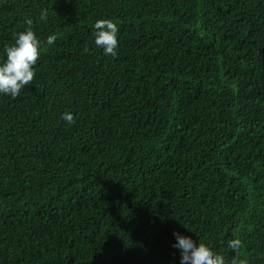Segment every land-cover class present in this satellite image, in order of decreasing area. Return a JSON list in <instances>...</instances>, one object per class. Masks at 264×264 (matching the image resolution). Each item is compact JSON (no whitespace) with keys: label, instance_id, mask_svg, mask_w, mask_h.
I'll return each instance as SVG.
<instances>
[{"label":"trees","instance_id":"16d2710c","mask_svg":"<svg viewBox=\"0 0 264 264\" xmlns=\"http://www.w3.org/2000/svg\"><path fill=\"white\" fill-rule=\"evenodd\" d=\"M25 17L42 47L0 95V264H181L174 232L264 264V0H0V63Z\"/></svg>","mask_w":264,"mask_h":264},{"label":"clouds","instance_id":"9594fccd","mask_svg":"<svg viewBox=\"0 0 264 264\" xmlns=\"http://www.w3.org/2000/svg\"><path fill=\"white\" fill-rule=\"evenodd\" d=\"M40 20H47V10H42ZM28 26L24 31L14 34V43L5 45L6 59L0 63V95H10L17 98L21 90L31 85L35 77V68L41 56V41L33 31V20L25 17ZM94 42L102 48L105 55L115 57L118 48V25L111 19H98L94 23ZM57 37L55 34L47 37L46 43L52 45ZM85 51H88L87 47ZM68 124L75 122L71 112L63 113L61 117ZM176 243L173 247L181 250V264H226L225 257L216 253L205 243H197L189 236L174 232ZM228 247L235 253L232 264H248L247 259L240 258L242 241L231 239Z\"/></svg>","mask_w":264,"mask_h":264}]
</instances>
